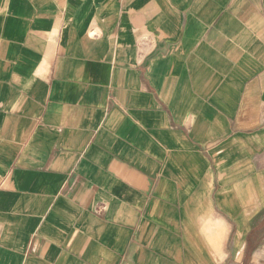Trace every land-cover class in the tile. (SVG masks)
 Returning <instances> with one entry per match:
<instances>
[{
    "label": "crops",
    "instance_id": "obj_1",
    "mask_svg": "<svg viewBox=\"0 0 264 264\" xmlns=\"http://www.w3.org/2000/svg\"><path fill=\"white\" fill-rule=\"evenodd\" d=\"M0 264H264V0H0Z\"/></svg>",
    "mask_w": 264,
    "mask_h": 264
},
{
    "label": "clouds",
    "instance_id": "obj_2",
    "mask_svg": "<svg viewBox=\"0 0 264 264\" xmlns=\"http://www.w3.org/2000/svg\"><path fill=\"white\" fill-rule=\"evenodd\" d=\"M201 235H203V232H201Z\"/></svg>",
    "mask_w": 264,
    "mask_h": 264
}]
</instances>
